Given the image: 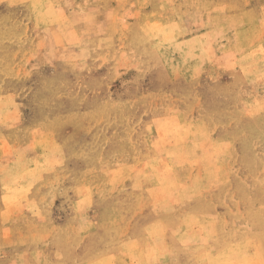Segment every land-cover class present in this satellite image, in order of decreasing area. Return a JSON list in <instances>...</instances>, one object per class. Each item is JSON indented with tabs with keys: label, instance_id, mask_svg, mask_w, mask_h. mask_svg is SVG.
<instances>
[{
	"label": "rangeland",
	"instance_id": "rangeland-1",
	"mask_svg": "<svg viewBox=\"0 0 264 264\" xmlns=\"http://www.w3.org/2000/svg\"><path fill=\"white\" fill-rule=\"evenodd\" d=\"M263 55L264 0H0V264H264Z\"/></svg>",
	"mask_w": 264,
	"mask_h": 264
},
{
	"label": "bare ground",
	"instance_id": "bare-ground-1",
	"mask_svg": "<svg viewBox=\"0 0 264 264\" xmlns=\"http://www.w3.org/2000/svg\"><path fill=\"white\" fill-rule=\"evenodd\" d=\"M155 23V22H154ZM154 23H153V25H154ZM152 24V23H151ZM155 25H156V23H155ZM158 25V24H157ZM173 25V24H172ZM145 26V25H144ZM159 26V25H158ZM157 26V27H158ZM158 30V29H157ZM146 31V30H145ZM169 36V35H168ZM167 35H166V37L165 38H167L168 37ZM163 37V36H162ZM155 38V37H154ZM157 38V37H156ZM159 39V38H158ZM206 50V49H205ZM161 54V53H160ZM262 56V55H261ZM264 56V55H263ZM259 58V57H258ZM261 58V57H260ZM264 58V57H263ZM171 162V161H170ZM170 199V198H169ZM198 234V233H197ZM155 235V234H154ZM253 253V252H252ZM255 254V253H254ZM252 256V255H251ZM253 257V256H252ZM219 264H230V262L228 261V260H225V261H223L222 263H219Z\"/></svg>",
	"mask_w": 264,
	"mask_h": 264
}]
</instances>
